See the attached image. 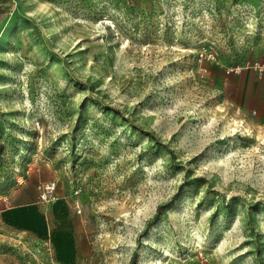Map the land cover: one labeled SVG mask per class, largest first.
Returning <instances> with one entry per match:
<instances>
[{"label":"rangeland","instance_id":"374dc122","mask_svg":"<svg viewBox=\"0 0 264 264\" xmlns=\"http://www.w3.org/2000/svg\"><path fill=\"white\" fill-rule=\"evenodd\" d=\"M134 253L264 264V0H0V264Z\"/></svg>","mask_w":264,"mask_h":264},{"label":"trees","instance_id":"16d2710c","mask_svg":"<svg viewBox=\"0 0 264 264\" xmlns=\"http://www.w3.org/2000/svg\"><path fill=\"white\" fill-rule=\"evenodd\" d=\"M162 209H163V206H158V207H157V212H156V214L154 215L153 220L156 218L157 214L160 213V212L162 211ZM135 256H136L135 253L131 256L130 264H135V258H136Z\"/></svg>","mask_w":264,"mask_h":264}]
</instances>
